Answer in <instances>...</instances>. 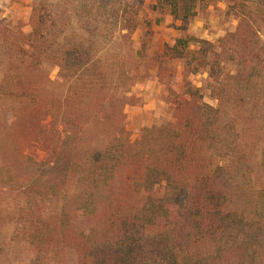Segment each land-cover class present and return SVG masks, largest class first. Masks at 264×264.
<instances>
[{
    "label": "trees",
    "instance_id": "obj_1",
    "mask_svg": "<svg viewBox=\"0 0 264 264\" xmlns=\"http://www.w3.org/2000/svg\"><path fill=\"white\" fill-rule=\"evenodd\" d=\"M213 1L151 6L182 34L155 58L159 83L174 62L207 77L135 141L124 105L141 80L132 35L145 25L149 36L144 0H36L27 35L0 20V148L32 172L14 207L0 204V264H264V0L229 4L238 25L214 42L189 35ZM45 63L58 68L54 81ZM22 117L35 123L29 138L9 132ZM34 147L42 160L25 157ZM162 184L173 221L153 195ZM80 216L88 232L75 227ZM16 249L26 257L11 260Z\"/></svg>",
    "mask_w": 264,
    "mask_h": 264
},
{
    "label": "rangeland",
    "instance_id": "obj_2",
    "mask_svg": "<svg viewBox=\"0 0 264 264\" xmlns=\"http://www.w3.org/2000/svg\"><path fill=\"white\" fill-rule=\"evenodd\" d=\"M19 1L21 0H17L16 2L15 0H0V20L2 21L4 28H6L8 33L12 36L26 35L31 31V7L34 0H24L23 2ZM234 1L235 0H214L211 4V6L215 7L213 15H208V8L197 15V20L199 23H203V19L206 21V23L202 24V27H199L201 29V33L207 31L208 34L215 35L208 36L209 41L214 42L217 39L222 38L227 32H233L236 29L238 22L233 18L226 16L227 6ZM218 4H220V6L216 7ZM13 5H17V7L14 9ZM153 17L154 13L149 9V7L146 8L144 19L151 22L148 37H145V25L139 27L132 35L136 59L140 62L139 74L141 80L138 83L145 82L150 78H157L158 65L155 62L156 56L163 52L166 45H173L175 40L182 36V34L178 31L176 24L173 23L168 26L169 28L166 31L159 28H153ZM193 36L198 38L203 37L199 35L196 36L195 34H193ZM144 40L147 42V45L145 47V52H142V43ZM158 52L161 53L159 54ZM2 68L3 64L0 60V81L2 80ZM57 73L58 68L51 63H45L42 66V75L44 78H49L51 81H54ZM163 73L164 79L166 81L169 78V74H173V78L168 82L167 85L160 84L162 86V98L160 97L162 104L159 106V108L152 110V116H155L154 118L156 119V122L157 120L159 121L152 126H162L169 123L173 117V102L175 97L181 95L188 86L203 88L207 77L205 74H200L197 76L186 75L184 72V64L182 62H174L170 67H165ZM135 86L131 88L130 93L127 95L124 105V114L126 107H135L141 103V99H137L133 95V89ZM202 93L203 102L214 105V103L209 99L208 94L205 91ZM1 108H4V101L3 105L0 106V109ZM199 112L200 110L197 109L195 114L198 115ZM1 113L2 112H0V116ZM124 124L126 130L130 133L132 141H135L140 135L141 130L146 128L142 127V125L135 126L131 124L128 122L126 115ZM34 127L35 123L33 120L22 117L11 126L9 132L18 138H29ZM2 130L3 131L1 132V135L4 134V129ZM32 149H27L25 152L26 158H33L35 161H40L44 158L45 154L40 148L34 147ZM199 154L201 157H206V153L203 152L202 148H199ZM31 173L32 172L29 167L25 166L22 161H18L16 154L9 153L8 151H4V149L0 148V204L2 209H4V202L6 200L11 203V207H14L12 200H14L15 192L19 187V184L28 180ZM153 195L157 198L163 199L166 205H168V208L171 211L170 220L173 221L177 215V212L172 205L168 204L169 202L165 196V185L162 184L157 186L153 192ZM11 207L9 206L8 209ZM8 212H13V209H10ZM91 224L92 220L90 218L82 216L78 217L75 221V227L84 232H88ZM164 226L165 220H159L158 229H161ZM25 257L26 254L24 250L16 249L11 253L9 258L11 260H21ZM66 261L69 263L73 261L70 254L67 255Z\"/></svg>",
    "mask_w": 264,
    "mask_h": 264
},
{
    "label": "crops",
    "instance_id": "obj_3",
    "mask_svg": "<svg viewBox=\"0 0 264 264\" xmlns=\"http://www.w3.org/2000/svg\"><path fill=\"white\" fill-rule=\"evenodd\" d=\"M16 1L17 0H15V2ZM21 1L23 2L24 0H21ZM35 1L36 0H34L32 7ZM155 4H156V0H144V9L148 7L150 9L151 6ZM219 6L220 4H218L216 7H219ZM16 7L17 5H13L14 9ZM32 7H31V10H32ZM214 10H215V7L210 5L208 7V15L210 16L213 15ZM152 19H153L152 27L157 28V29L159 28L164 31L168 30L169 28L168 26L172 23L176 24L177 27L180 26V23L174 22L172 17L168 15L161 16V15L154 13V17ZM148 22L151 25V22L149 20ZM202 22L206 23L204 19L202 20ZM203 23H199L196 17L189 26L188 34L191 36H193V34H195L196 36L198 35L203 36L204 38L202 37V39H205V40L207 39L209 41L208 36H215V35L208 34L207 31H204V33H201V29L199 27H202ZM161 91H162V86L160 85L156 77L147 79L145 82L138 83L133 89V93H134L133 95L137 99H141V103L135 107H126L125 115H126L128 122H130L131 124L135 126L142 125V127H150L156 124L159 120H157L156 122V119L154 118L155 116H152L153 114L152 110L159 108V106L162 104Z\"/></svg>",
    "mask_w": 264,
    "mask_h": 264
}]
</instances>
